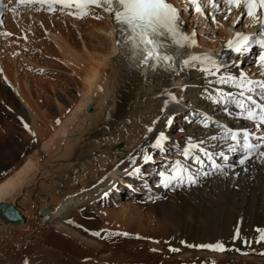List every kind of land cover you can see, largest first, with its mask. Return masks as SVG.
<instances>
[{"label": "bare ground", "instance_id": "1", "mask_svg": "<svg viewBox=\"0 0 264 264\" xmlns=\"http://www.w3.org/2000/svg\"><path fill=\"white\" fill-rule=\"evenodd\" d=\"M171 1H175L177 8L182 9L181 15L185 21V31L189 34L193 31L196 33L193 27L187 25L189 22L188 11H183L184 8L191 6L184 3L183 0ZM20 9L21 18L18 15L19 19L10 18V20L14 23L18 22L15 25H19L21 35H24L23 44L34 47L38 56L53 59L61 65L64 71H69V75L64 77L63 80L66 82L65 84L68 81L72 82L73 92L71 89L67 90V86L65 87L64 97L61 98L59 96L60 88H53L54 96L51 100V108L53 107V111L57 112L60 123L56 128L53 126L47 127L45 125V112L39 113L31 108L27 102L28 99L24 97L22 92V88L27 86H20L18 79H10L9 65L7 67L3 66L4 57H0V73L22 104V106L20 104L19 109L26 114L25 121L30 129L28 130L29 135L35 133V136L31 135L33 136L32 144L29 143V146L33 149L31 157L25 160L20 168L6 175L4 180L0 182V202L15 203L23 217V222L19 225L0 220V238L5 242L17 245L18 242L30 240L32 245L41 248L34 238L38 237L41 231H57L61 234H68V236L77 241L79 240V242L82 241L88 244L89 241L85 236H82L83 233L80 232V229L73 228L68 223V221H73L76 218V213H71L73 208L83 201L93 200L103 187L115 185L119 180H123L121 178L129 169L124 167L125 161H132L133 158L136 162L142 161L141 150L147 151L150 149V145L155 142L156 136L163 130L164 120L167 116L174 115L186 109V107H188V110L185 111L184 116L187 120L184 121L186 124L183 129L184 134L182 133L184 137L182 136L183 139L180 138L181 143L186 144L188 138L192 137L196 141H207L205 146L211 152L215 149L218 150L217 153L221 150L227 151L226 145L222 142L218 143L210 139L212 135L217 134L215 126L204 128L198 123L192 122L197 119L191 115L193 109L212 115L214 104L209 101L208 90L214 85L209 84V78H205L195 70L185 71L181 75H176L175 72L165 69L151 71L147 74L140 72L117 46L113 22L105 14L95 12V10H93L94 14L101 15L103 18L97 20L90 16L84 19H76L59 11L46 15L44 12L47 11L44 9L40 11H32L25 7H20ZM233 14L235 18L237 12ZM233 19L227 25L215 20V26L221 32L222 37L220 40L215 39L214 43L209 45L211 50L205 49L203 44L197 40L196 35L197 44L190 51L193 53H208L221 60L226 54L231 53L225 48V45L232 38L234 31L247 30L244 34H252L258 30L257 25L253 22L250 23L248 29L244 26L246 25L245 22L243 27L235 29ZM213 20L211 18V22ZM203 25L204 23L201 26ZM204 28L207 29L208 26H204ZM38 29L45 31L46 45L37 43L38 37H40ZM70 29L75 31V35L70 33ZM4 31L7 30L4 29ZM28 55L26 56L28 57ZM16 57L17 51L5 60L13 66V71L18 72L19 64L17 66ZM23 58L27 62L26 65L29 66L28 63L32 61L31 56V59L28 58L30 61L25 56ZM247 59L256 63L253 52L247 55ZM232 60L233 58L227 60L230 63L221 61L225 65L222 71L236 73L235 67H232V65L238 64V61L241 60L239 58L237 61L231 62ZM252 61L249 64L253 63ZM31 64L33 65V61ZM48 67L52 71H62L60 67H57L58 70H53L52 66ZM44 70L48 71V69ZM255 70H258V68L255 67ZM257 77L261 76L258 75ZM180 86L183 87V90H178ZM167 92H172L178 99L174 102L169 101L167 107H165V100L168 97L162 93ZM162 108H164V111H161ZM215 113H219L220 117L226 120L221 121V123H225L232 128L245 127L244 121L233 118L232 121H228L226 119L227 115L219 107H217ZM153 120H156L157 123L153 124ZM115 122H120L116 128L117 131L114 130ZM149 126L153 128L151 133L147 131ZM89 140L99 141L97 147L100 149L96 150L97 155L88 161V165H82L81 168L79 166V169H77L75 163L77 162L78 151ZM220 144H223L221 150ZM183 147L181 146L180 149ZM166 149H168V146H165V151ZM153 150L151 149V153ZM227 154L229 156L228 162L238 160L235 157L239 153ZM179 159H182V157L180 156ZM217 160L220 159L217 158ZM262 162L264 161L250 159L248 165L257 169V165H263L264 167ZM217 164H224V161L220 160V163ZM238 168L242 167L237 166L235 170H238ZM72 169H76L74 173L71 172ZM197 171L199 170L197 169ZM203 171L208 174L203 175L201 173L198 176L197 185H202L199 190L193 189L195 186L166 190L163 187H158V199L156 197L157 205L155 207L165 208L172 202L190 201L189 204L197 211L198 219L203 220L202 223L221 227L218 239L223 241L230 250L221 254L188 248L176 241L165 249L167 250L165 257H168L169 262H158L157 264H192L193 262L194 264H211L212 261H215L216 264H244L246 262L264 264V256L260 255L264 252V245L253 243L251 246L255 245L256 248L251 249V247L244 248L241 246L237 248L239 251H234L230 247L226 236L229 220L238 217L240 210L232 207V201L234 200L232 193H227L228 195L224 193L227 191V186L222 181L223 176L218 177L220 175L219 171L214 172L207 163ZM71 174L72 176H68ZM216 174L218 176L214 178L213 175ZM210 177L212 180H210ZM231 179L232 175L225 178L227 182ZM88 181L91 184L85 188L83 184L88 183ZM237 181L239 180L234 179L233 181L235 192L244 193L246 191L250 198V204L244 212L246 217L251 213L250 209L253 204H256L253 201V195L258 188H256L258 183L256 182L247 187ZM124 183L126 185L127 182ZM41 187L43 193L40 192ZM31 191H35V200L31 203V206H28L29 204L25 202V198ZM40 196L44 199H40ZM238 202L241 201L236 200L235 205ZM255 206L258 210V204ZM170 209L173 211L171 207ZM219 209L223 211L221 214L222 220L216 218V212ZM185 217L189 221L188 215ZM255 225L254 227H256ZM258 227L264 228V223ZM35 228L38 229V233L32 239H28L30 238V236L26 237L28 231ZM211 230L213 228H204L200 237H196L197 243L193 244L214 243V237L210 233ZM187 235L189 236V234ZM256 235L257 233L253 231L250 238L254 240ZM20 236L24 238L21 241L19 240L21 239ZM183 237L187 238L184 235ZM200 238L201 240H199ZM178 240L181 241L182 237H179ZM169 247L179 248L180 251L172 253L168 250ZM40 251L51 260V264H56L54 259L47 252L45 253V249ZM24 261H27V259ZM19 264H24V262H19Z\"/></svg>", "mask_w": 264, "mask_h": 264}, {"label": "rangeland", "instance_id": "2", "mask_svg": "<svg viewBox=\"0 0 264 264\" xmlns=\"http://www.w3.org/2000/svg\"><path fill=\"white\" fill-rule=\"evenodd\" d=\"M220 8L223 9V5H220ZM210 12L212 13L210 14ZM19 13L21 14V12H18L16 15H20ZM44 13H46V15L49 14V12ZM188 15V27H193L198 37L197 40L208 50H211L209 45L213 44L215 39L220 40L222 37L221 32L218 31L215 23L211 22V18L216 17L215 20L226 25L234 18V14H232L231 16L228 15L225 19L223 18L224 12L222 10L216 11L212 9H209L204 16L195 15V13L191 11H188ZM238 15L239 13L236 16ZM19 18L17 17L16 19ZM204 18L205 20H203ZM2 20H4L3 25L5 26V18ZM236 20L237 17L233 19L235 29L243 27V23L247 19L246 17H243L239 23H237ZM8 23L10 25V30L12 31V36L7 37L2 35L0 28V57H4L3 66L7 67V65H9L10 79H18L20 86L28 87L22 88L23 95L28 99L27 102L31 108L39 113L45 112V125L47 127L53 126L56 128L58 125L56 121L60 119L59 116H57V112L53 111L54 108H51V100L54 96L53 88H60L59 96L61 98L64 97L65 87L68 86L67 90L71 89L73 92L72 82L68 81L67 84L69 85H67L63 80L64 77L69 75V71H64L61 65L56 63L53 59H46L45 57L38 56L34 47H30L29 45L25 46L23 44L24 35L22 34L21 36L22 40L20 38L19 30L17 29V27L19 28V25H11L14 23L10 18L8 19ZM203 23L204 25L201 26ZM204 26H208V28L205 29ZM70 30V33L75 35V31L72 29ZM38 31L40 37H38L37 43L46 45L45 41H47V38L45 31L39 29ZM5 38L8 39L5 40ZM15 51H17V57L15 58L17 66L18 64L20 66V69L19 66L17 68L18 72L13 71V66L9 61L5 60V58H10L11 54ZM18 52L23 55L20 53L18 54ZM19 55L23 57L25 56L27 59L31 56L32 59H30L33 61V65L31 64V61V63H28L29 66H27L26 60ZM26 55H28V57ZM30 59L28 60L30 61ZM236 60L237 58L233 61ZM238 64L239 67L236 68V71L244 70L247 67L249 70V68L255 66L254 63L250 65L245 63L240 64V61H238ZM48 66H52L53 70H58L57 67H60L62 71H52ZM29 67H33V70L31 68L29 69ZM44 69H48V71ZM252 73H254V71L250 69L248 74L252 75ZM7 83L8 82H6L0 73V182L4 180L6 175L11 174L13 171L20 168L25 160L31 157V152L33 150L32 147L29 146V143L32 144L33 136H31L32 134L29 135L28 130L24 127L26 123V114L19 109L21 104L20 100L13 94L10 85ZM224 90L228 91L226 88ZM217 107L218 106L216 105L212 106V115L210 116L214 119L216 115L219 118L218 120H220L217 121L218 123L226 121L220 117L219 113H215ZM187 110L188 107L174 115H168L164 120L162 131L167 137H169V141L165 145L168 146V149H166V151L165 149L164 151H157L154 149L151 153L154 159L148 164H144L142 161L137 162V166L141 168L140 174H129L133 165L131 160L125 161L124 167L129 169L121 178L123 180H119L115 185H107L103 187L93 200L88 199L83 201L80 205L73 208L71 213H76V218L70 225L73 228L80 229V232L83 233L82 236H85L89 241L88 244L82 241L79 242V240L77 241L73 237L68 236V234H61L57 231H41L42 233L40 232L38 237L34 238L38 241L41 248L32 245L30 240L18 242L17 245H12L0 238V264H19V262L22 263L26 259L28 264H51V260L40 251L43 249H45V253L47 252L51 258L54 259L56 264L168 263V257H165L167 250L165 249L172 242L178 241L181 243V241H184L186 244L197 243L198 240L196 237H200L201 231L204 228H213L210 233L214 237V242L219 241L218 238L220 237L221 227L218 225L211 226L209 223H202L203 220L200 221L198 219L197 211L189 204L190 201L172 202L165 208L155 207L157 205L156 197L159 191L158 172L164 171L169 163L178 160L180 157V147L185 146V144L181 143V139L184 137L183 129L186 124L184 121L187 120L184 115ZM169 118L173 120V123L171 126L166 127V121ZM119 124L120 122H115V131H117L116 128ZM98 143L99 141L89 140L79 149L77 162L75 163L77 169H79V166L81 168L82 165H88V161L97 155L96 150L100 149L97 147ZM219 147L222 148L223 144H220ZM237 155L238 156H236L235 159L239 158V154ZM255 155H259V152L255 153ZM251 159L264 161V158L262 157H251ZM247 167V171L241 168V171L239 170L238 172L227 174V176L232 175V179L228 182L225 180L227 177L226 175L222 178V181L227 186V191L224 193L226 195L232 193L234 197L232 207L233 209L240 210L238 217L229 220L228 232L226 234L230 247L233 249H237L241 246L249 248V246L244 243V240L251 239V232L264 223V201H262L264 200V167L263 165H257V169L252 168L250 165ZM75 170L76 169H72L71 172L74 173ZM68 176H72V174ZM216 176H218V174ZM216 176H214V178ZM218 177H221V175ZM212 178L210 177V180H212ZM234 179L239 180L237 182L247 187L256 182L258 183V186L256 185V188H258L253 195V201L254 203L256 202L255 205L258 204V210L253 204V207L250 209L251 213L246 217L244 212L246 207L250 204V198L246 191L244 193L235 192L236 189L235 186H233ZM125 181L127 182L126 185L124 183ZM90 184V181H88V183L86 182L83 186L87 188ZM200 186L202 187V185ZM200 186L197 185L193 189L199 190L201 188ZM41 190L42 187L40 188V192L43 193L44 191ZM105 193H107V196L104 195ZM40 199L44 198L40 196ZM34 200L35 191H31L27 194L25 202L29 204L28 206H31V203ZM236 200L241 202H238L237 205H235ZM170 207L173 211H171ZM222 212V209H219V211L216 212L217 219L222 220ZM187 215L189 221L187 220L188 218L185 217ZM238 223H240L241 227V236L239 240L233 243L232 235L235 232ZM255 223L257 224L255 225ZM78 225L82 227H78ZM254 225L256 227H254ZM30 231L27 233L28 236L26 235V237L30 236L28 239H32V237L36 236L38 233V229L36 228ZM97 231L101 232L102 236H105L106 238L102 239L91 235V232ZM120 232H127L129 235L127 237H107L108 233ZM187 234H189V236ZM183 235L187 238H184ZM21 237L22 236L19 238ZM137 237H139V239ZM179 237H182L181 241L178 240ZM23 239L24 238H21L19 240L21 241ZM171 239L176 240L173 241ZM199 240H201V238ZM154 241H158V243ZM153 248L157 249V251H151ZM254 248H256L255 245L251 246V249ZM192 264H194V262ZM244 264L253 263L246 262Z\"/></svg>", "mask_w": 264, "mask_h": 264}, {"label": "snow or ice", "instance_id": "3", "mask_svg": "<svg viewBox=\"0 0 264 264\" xmlns=\"http://www.w3.org/2000/svg\"><path fill=\"white\" fill-rule=\"evenodd\" d=\"M184 3L191 6V9L184 8L183 11L195 12L197 15H206V5L208 9L223 11L224 17L234 12L239 13L236 22L246 17L257 25V32L244 34L233 32L225 48L236 56L247 55L253 50V47L259 49L256 67L259 69L258 75L264 77V0H183ZM13 3V0H8ZM223 5V9L220 8ZM25 7L40 11L46 10L49 13L59 11L62 14L72 16L76 19L92 17L94 19L103 18L95 12L103 13L109 18L115 27L116 44L122 53H125L128 59L142 73L147 74L151 71L165 69L181 75L185 71H198L205 78H209V84L214 87L208 90L209 101L221 108L227 116L235 120L250 122L255 126V132L247 127L232 128L225 123H218L209 114L201 113L193 109L191 115L196 117L192 122L198 123L201 127L209 128L215 126L217 134L212 135V141L222 142L226 145L227 151L221 150L213 153L205 146L207 141H196L189 137L185 146L180 149L182 159L169 163L164 171L158 172L159 187L164 189L176 187H192L198 183V176L207 172L203 171L205 164L212 167L213 171H219L224 176L228 170L234 171L237 166L246 165L253 154L259 152L260 157L264 158V79H254L244 71L238 74L224 72L225 65L217 57L208 53H193L191 48L196 46V33L191 34L185 31V21L181 15V9H178L170 0H14V6L8 9L16 12L18 8ZM8 8L4 0H0V16L4 15V9ZM215 23V19L213 20ZM4 21L0 19V25ZM235 28V24L233 25ZM2 35L9 36L11 33L5 32ZM232 67H239V64H233ZM232 89L225 91L224 89ZM178 90H183L180 86ZM234 90V91H233ZM167 95L165 107L169 101L178 99L172 92L162 93ZM214 97V98H213ZM164 111V108L161 109ZM60 123L59 120L56 121ZM153 124L157 123L153 120ZM173 120L169 118L166 121V127L171 126ZM26 130H30L28 124L24 125ZM149 133L153 128H147ZM182 131V129H181ZM35 136V133H32ZM169 137L163 131L155 138V142L150 145V149L141 150V160L144 164L150 163L154 157L151 155V149L163 151L168 143ZM255 141V142H253ZM227 153H239L236 164H229ZM224 161V164H217L216 160ZM133 167L129 174H140L141 168L137 166L135 158L131 161ZM197 169L199 171H197ZM247 171V169H245ZM107 196V193L104 194ZM158 199V197H157ZM15 209L3 207L0 205V213H12ZM72 224L73 221H68ZM78 227H82L79 226ZM257 233L253 239H246L244 243L251 247L253 243L264 245V228H256ZM92 236L106 238L101 232H91ZM129 233H108L107 237L122 236L127 237ZM241 227L237 224L236 230L232 235V242L240 239ZM139 239V237H137ZM158 243V241H154ZM181 244L188 248L198 250H207L210 252L224 253L229 251L223 241ZM172 253L179 252V248L169 247ZM239 251V249H232ZM151 251L156 252L153 248ZM247 254V253H245ZM264 256V252L260 253ZM24 264H28L24 261ZM211 264H216L212 261Z\"/></svg>", "mask_w": 264, "mask_h": 264}, {"label": "water", "instance_id": "4", "mask_svg": "<svg viewBox=\"0 0 264 264\" xmlns=\"http://www.w3.org/2000/svg\"><path fill=\"white\" fill-rule=\"evenodd\" d=\"M0 205H3V207L15 209V211L12 213H0V220L13 225H19L20 223L23 222V217L15 203L12 202L4 203L1 201Z\"/></svg>", "mask_w": 264, "mask_h": 264}]
</instances>
